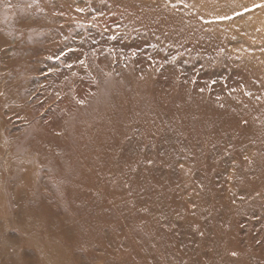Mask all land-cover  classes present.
Returning <instances> with one entry per match:
<instances>
[{"label": "rangeland", "instance_id": "obj_1", "mask_svg": "<svg viewBox=\"0 0 264 264\" xmlns=\"http://www.w3.org/2000/svg\"><path fill=\"white\" fill-rule=\"evenodd\" d=\"M0 264H264V0H0Z\"/></svg>", "mask_w": 264, "mask_h": 264}]
</instances>
